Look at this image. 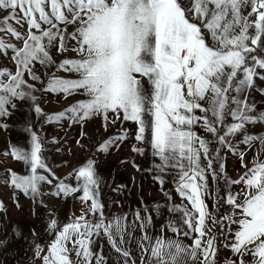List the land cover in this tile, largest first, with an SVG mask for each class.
Here are the masks:
<instances>
[{
    "label": "snow or ice",
    "instance_id": "1",
    "mask_svg": "<svg viewBox=\"0 0 264 264\" xmlns=\"http://www.w3.org/2000/svg\"><path fill=\"white\" fill-rule=\"evenodd\" d=\"M0 12L6 13L0 19V57L15 66L14 71L0 69V121L11 116L17 101L30 103L37 117L45 116L34 93L36 82L43 84L41 75H46L44 92L62 94L64 100L82 97L46 115V123L68 121L69 127L83 129L98 118L105 132L119 125L117 134L97 144L96 151L109 154L134 139L131 151L143 156L150 150L149 171L157 173L161 185L173 174L176 191L191 205V210L169 207V212L182 214V225L167 224L174 235L190 239V245L150 235L147 209L144 216L135 213L138 223L131 226L124 223L126 217L106 222L94 160L66 178L75 180V186L60 181L46 162L41 137L30 126L28 147L11 145L2 154L28 171L20 175L8 170L4 183L12 188L13 198L20 193L36 201L43 195L42 186L53 185V195L89 205L66 224L50 218L47 230L53 239L46 248L34 245L33 259L73 264L75 256L77 264H108L94 248L93 238L104 237L120 264H136L125 247L131 227L142 232L137 241L140 264H185L186 258L219 264L221 248L231 253L227 264H264V134L250 131L264 127V111L253 95L264 97V87L257 83L264 82V0H0ZM25 25L26 32L21 30ZM52 49L71 51L76 58L56 64ZM37 65L45 70L42 74ZM124 122L135 125L131 136ZM7 127L0 123V128ZM76 143L87 148L80 140ZM241 145L256 148L251 168ZM223 149L246 169L238 180L226 175ZM133 167L140 170L134 162ZM209 177L218 185L215 196ZM234 185L240 186L239 192L232 190ZM205 197L214 200L215 215ZM223 205L227 209L221 214ZM2 211L6 209L0 201ZM213 227L220 231L213 234ZM220 238L222 245L217 243Z\"/></svg>",
    "mask_w": 264,
    "mask_h": 264
},
{
    "label": "rangeland",
    "instance_id": "2",
    "mask_svg": "<svg viewBox=\"0 0 264 264\" xmlns=\"http://www.w3.org/2000/svg\"><path fill=\"white\" fill-rule=\"evenodd\" d=\"M6 15L0 12V19ZM22 31H27L25 25ZM15 43V41H12ZM51 54L56 64L64 58H76L75 53L69 51L63 54L57 53L55 49ZM9 68L14 71L15 66L8 58L0 57V69ZM38 73L42 74L45 70L37 65ZM55 71V66L48 70L49 75ZM56 75L69 78L67 73L57 72ZM27 78V77H26ZM44 82H36L37 103L46 115L63 111L69 105L82 97H71L67 100L61 98L62 94H52L43 91L47 83L48 76L41 75ZM29 83H33L29 80ZM257 83L264 87V82ZM260 110L264 111V97L258 93H253ZM16 110H12L10 117L0 121L7 124L6 129L0 128V201L3 202L6 211L0 212V264H40L39 260L33 259L34 245L41 244L45 248L52 241L53 236L48 232V223L50 218L58 220L62 225L69 222L73 216H80L82 211H87L88 204H82L79 199L72 196L65 197L63 194L53 195L56 191L53 185L42 186L43 195L37 197L36 201L17 193L13 198V190L5 185L8 177V170H14L17 174L27 175L25 166L22 162L15 161L10 157H4L2 154L9 150L11 145L19 147H28L29 133L27 129L31 126L32 131L39 134L43 141V155L47 158L46 162L55 173L60 181H64L72 186L76 185L75 180L66 179L70 173L84 166L88 160H94L95 168L100 178L99 200L103 205L106 222L114 221L118 217H126L124 223L131 226L138 223L134 220L136 212L141 216L145 215V210L152 216V225L150 235L162 236L164 240H179L185 245H190L192 241L183 236H176L168 230L167 224L173 221L177 226L182 225V214L179 212H169L171 206H186L191 210V205L186 199H182L176 191L177 184L173 182V174L164 177V184L161 185L155 178L157 173L149 171L153 167V157L151 151L147 150L146 154L141 156L131 151V147L136 143L134 139L126 141L118 150H112L109 154H101L96 151L95 146L111 135L117 134L119 125H112L109 131L105 132L101 127V121L95 118L87 122L82 129L79 125L69 127L68 121L49 124L45 122V116L37 117L30 103L17 101ZM124 127L130 130L129 135L135 132V125L131 122H124ZM87 133V136L81 137V132ZM198 134L204 136L200 129H196ZM251 132L264 134V127L253 126ZM80 140L87 148L81 149L76 141ZM55 141V142H53ZM215 148V145H210ZM246 152L245 163L251 168L252 158L256 152L255 146L252 150L240 146ZM223 157L222 162L225 165V172L228 178L238 180L246 171L241 167L238 157L228 152L226 149L221 150ZM260 159L264 160V154ZM123 161V162H122ZM133 162L139 166V171L133 167ZM213 167H218V162ZM56 181H54V184ZM210 191L215 196L218 190L217 183H214L209 177ZM234 192L240 191L239 185H234ZM219 191L224 194V181H219ZM82 193H77L79 196ZM42 201V203H41ZM208 205V211L216 214L213 207L214 200L205 197ZM17 204L19 206H17ZM90 204V202H89ZM159 209L157 211V208ZM227 205H223L220 213L223 214ZM211 226V221H208ZM186 227V226H184ZM218 227L212 228V233L219 232ZM142 232L138 229L129 227L125 245L132 251L136 264H140L138 255L137 241L140 239ZM94 248L108 258V264H120V258L110 247L107 239L104 237H94ZM223 244L220 238L217 242ZM231 253L221 248L218 255L219 264H227ZM73 264H77L73 256ZM185 264H197L191 259L185 260Z\"/></svg>",
    "mask_w": 264,
    "mask_h": 264
}]
</instances>
